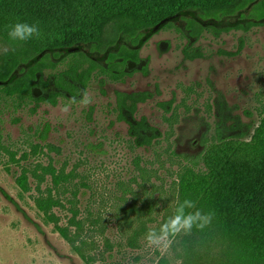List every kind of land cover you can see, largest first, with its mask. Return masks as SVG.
<instances>
[{
    "label": "rangeland",
    "instance_id": "374dc122",
    "mask_svg": "<svg viewBox=\"0 0 264 264\" xmlns=\"http://www.w3.org/2000/svg\"><path fill=\"white\" fill-rule=\"evenodd\" d=\"M254 4L230 16L189 11L143 32L137 42L120 36L101 49L82 44L48 52V61L57 67L37 74L32 96L49 99L57 92L56 103L27 101L19 106L15 100H0V264H88L35 206L39 183L32 174L38 166L50 165L71 174V183L55 189L46 176L40 190H52L63 202L65 208L53 212L72 234L77 228L69 222L70 210L78 211L80 238L94 264L179 263L180 239L173 238L165 252L149 246L145 237L172 216L179 175L187 165L183 158H196L218 132L250 140L262 118L264 19L252 18ZM192 22L201 27L199 36H194ZM249 23L254 26L248 29ZM8 48L0 38V53ZM123 49L138 50L141 57L123 65V81L97 71L86 88L78 85V97L55 86L73 53L108 70L111 56ZM185 50L203 57L187 60ZM42 59L22 64L12 80ZM85 91L92 98L87 107L79 103ZM143 92L152 95L150 100L139 104L134 115L124 112L120 120L117 94ZM66 104L70 111L64 114L60 108ZM143 119L145 127L138 129ZM153 136L151 144H142ZM23 168L30 170L29 193L17 184Z\"/></svg>",
    "mask_w": 264,
    "mask_h": 264
},
{
    "label": "trees",
    "instance_id": "16d2710c",
    "mask_svg": "<svg viewBox=\"0 0 264 264\" xmlns=\"http://www.w3.org/2000/svg\"><path fill=\"white\" fill-rule=\"evenodd\" d=\"M250 4H254L252 18L263 20L264 0H0V38L9 45L6 52L0 53V100H15L19 106L27 101L55 104L60 96L57 92H53L49 99L32 96L37 74L57 67L48 61V52L72 50L82 44H93L101 49L114 44L120 36H129L137 42L143 32L166 25L186 12L230 16ZM16 22L36 24L41 35L23 42L10 40L8 26ZM192 24L194 36H199L201 27L194 22ZM252 26L254 24L249 23L248 29ZM243 45L242 40L240 50ZM184 54L187 60L203 57L202 53L194 50H185ZM39 56L43 58L39 64L21 78L12 80L22 64ZM71 56L68 70L56 76L55 86L73 97L81 93L78 85L86 88L97 71L113 81H123V65L129 61L139 62L141 58L138 50L123 49L120 54L111 56L112 65L107 70L83 54L73 53ZM118 58L123 62H116ZM151 97L147 92L118 93L116 109L120 120L125 119L124 112L134 115L138 105L146 103ZM173 103L171 101L167 105L172 107ZM262 114L250 140L243 139L242 134L231 137L218 132L215 141L207 143L206 140L204 151L196 158L180 156L184 157L187 165L179 175L177 202L172 216L178 202L185 199L196 202L198 209L203 213H213V216L205 228L193 227L190 234L181 233L175 237L180 239L178 264H264V112ZM91 119L90 114L88 120ZM145 122L143 119L138 129L144 128ZM138 129L133 128L136 130L134 134L139 135ZM155 139L156 136H153L142 144H151ZM2 149L0 140V154ZM11 161L19 164L14 155ZM38 171L40 174H37ZM29 173L30 170L23 168L17 179L24 193L32 189ZM32 175L39 184L49 176L55 189L65 187L72 180L71 174L58 172L52 165L38 166ZM39 184V196L34 199L37 210L55 225L60 236L83 260L94 264L85 253L86 242L80 238L81 224L76 220L78 211L70 210L72 218L69 222L77 228L72 234L69 227L60 226V218L53 212L55 208H65V205L53 195L52 190L42 192ZM159 264L170 262L161 259Z\"/></svg>",
    "mask_w": 264,
    "mask_h": 264
},
{
    "label": "clouds",
    "instance_id": "9594fccd",
    "mask_svg": "<svg viewBox=\"0 0 264 264\" xmlns=\"http://www.w3.org/2000/svg\"><path fill=\"white\" fill-rule=\"evenodd\" d=\"M8 38L12 41H28L32 38H38L41 33L36 24L27 22H16L8 26ZM7 51V49H3ZM72 102H76V98H72ZM82 106L87 107L92 103L91 96L85 91L79 101ZM60 111L67 114L70 111V105H64ZM213 213H203L197 208L196 202L185 199L178 202L175 209V214L168 218V220L161 225L159 231L149 230L145 239L149 246L162 248L167 251L173 242V238L181 233L188 235L191 233L193 227L203 229L210 224Z\"/></svg>",
    "mask_w": 264,
    "mask_h": 264
},
{
    "label": "flooded vegetation",
    "instance_id": "af4514ba",
    "mask_svg": "<svg viewBox=\"0 0 264 264\" xmlns=\"http://www.w3.org/2000/svg\"><path fill=\"white\" fill-rule=\"evenodd\" d=\"M36 88V87H35Z\"/></svg>",
    "mask_w": 264,
    "mask_h": 264
}]
</instances>
